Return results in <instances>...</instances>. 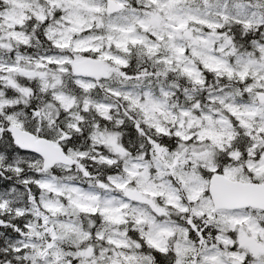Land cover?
Listing matches in <instances>:
<instances>
[{
  "label": "snow or ice",
  "instance_id": "6c2138e0",
  "mask_svg": "<svg viewBox=\"0 0 264 264\" xmlns=\"http://www.w3.org/2000/svg\"><path fill=\"white\" fill-rule=\"evenodd\" d=\"M0 264H264V0H0Z\"/></svg>",
  "mask_w": 264,
  "mask_h": 264
}]
</instances>
